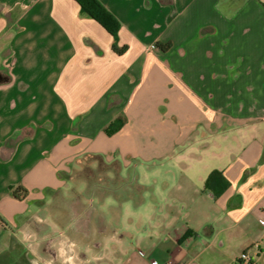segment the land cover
Listing matches in <instances>:
<instances>
[{"label": "crops", "instance_id": "0c3cea01", "mask_svg": "<svg viewBox=\"0 0 264 264\" xmlns=\"http://www.w3.org/2000/svg\"><path fill=\"white\" fill-rule=\"evenodd\" d=\"M101 2L115 36L76 0H0V264H264V0ZM88 160L141 193L77 244L61 190Z\"/></svg>", "mask_w": 264, "mask_h": 264}, {"label": "rangeland", "instance_id": "374dc122", "mask_svg": "<svg viewBox=\"0 0 264 264\" xmlns=\"http://www.w3.org/2000/svg\"><path fill=\"white\" fill-rule=\"evenodd\" d=\"M140 173L141 171L135 170L134 167L119 170L116 164H110L108 167L103 164L98 166V160H88L86 169L79 173L80 176L87 177L86 182L82 179L79 183L72 176L61 190L65 199L61 200L60 204L67 212L66 219H61L65 222L60 225L61 228L75 243H81L82 238H85L86 242L93 239L98 242L100 228L110 234L115 226L130 227L129 220L125 216L118 223L114 219V213L120 210L126 211V206H121L123 197L140 196L141 192L135 183L140 181ZM72 175L75 174L72 172ZM49 206L53 210L55 206H59V202L50 203ZM40 215L45 218L40 221L42 224L51 223L46 208ZM85 252L91 257L88 264H98V257L94 256L95 252L98 253L97 249Z\"/></svg>", "mask_w": 264, "mask_h": 264}, {"label": "trees", "instance_id": "16d2710c", "mask_svg": "<svg viewBox=\"0 0 264 264\" xmlns=\"http://www.w3.org/2000/svg\"><path fill=\"white\" fill-rule=\"evenodd\" d=\"M80 7L82 12H84L86 15L94 18L97 20L104 28H106L112 35H116L119 28H120V21L110 12L106 6L101 2V0H76ZM158 47L162 50H167L171 46V42H158ZM126 45L122 48H118L116 44H114L113 48L115 51L121 53L126 49ZM124 123V118L122 116H119L117 119H115L112 123H110L106 127V133L107 134H113L116 132L121 125ZM230 182L229 180L224 176L223 172L220 170H213L210 172L208 177L206 178L204 189L210 190L213 192L215 196L220 195L223 193L227 187L229 186ZM10 189L12 190L13 194L18 197L20 191H24V193H27V189L24 188L21 185L11 186Z\"/></svg>", "mask_w": 264, "mask_h": 264}, {"label": "built area", "instance_id": "2783aa9c", "mask_svg": "<svg viewBox=\"0 0 264 264\" xmlns=\"http://www.w3.org/2000/svg\"><path fill=\"white\" fill-rule=\"evenodd\" d=\"M238 261L240 264H258L256 259H254L253 255L251 254L250 249L243 250L238 256ZM153 264H157V262L153 261ZM163 264H171V262L167 261Z\"/></svg>", "mask_w": 264, "mask_h": 264}]
</instances>
